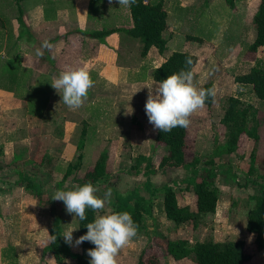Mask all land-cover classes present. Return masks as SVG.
<instances>
[{
    "label": "rangeland",
    "instance_id": "1",
    "mask_svg": "<svg viewBox=\"0 0 264 264\" xmlns=\"http://www.w3.org/2000/svg\"><path fill=\"white\" fill-rule=\"evenodd\" d=\"M202 1L205 3L195 10V14L192 9L190 10L191 17L194 16L193 19L187 21L184 31L207 41L206 39L211 35L214 37L218 25L221 23L227 30L223 37V46L220 45V47L226 49L228 46L230 47V42L239 44L236 42V35L229 32L236 17L229 14L227 3L224 0ZM250 1L247 0L248 3ZM245 4L247 3L245 2ZM241 11L244 13V10ZM253 12L251 11V13ZM167 18L169 20V16ZM182 41L177 37V50H182L181 47L190 50L199 46V43L192 38H189L185 47L182 46ZM167 50H169V46ZM150 54L154 59L157 52L153 51ZM240 55L248 64L254 65L261 56L264 57V47H258L256 51L251 52L244 48ZM244 67L237 70V73L246 71V66ZM232 93L254 109L253 117L258 122L257 132L259 135L256 141L240 136L238 147L234 152L219 154L220 146L223 145L225 138V127L220 119L226 95L221 96L218 93L212 98L209 106L205 105L191 115V122L187 127L186 150L199 158L198 166H201L206 160L213 161L216 173L214 181L218 188V199L214 212L202 215L200 223L195 229L191 227L190 222L173 225L164 218L161 196L155 194L150 197L152 217L145 218V232L139 233L128 246L120 251L117 257L118 264H135L138 257L145 261L152 254L157 257L160 264H194L187 259L183 262L174 261L165 252L164 238H185L191 243L206 239L214 241L241 239L246 243V251L249 255L243 264L247 262L264 264V249L254 250L252 248L253 236L244 229L245 214L254 203L252 196L258 193L257 186L251 185L250 181L261 180L258 177L264 173V137L259 125V120L264 114V100H257L249 86L242 88L240 92L232 90ZM91 103L84 102L81 107L85 117L82 116L80 108L76 116L72 117L77 122L76 128L72 126L69 130L66 129L68 134L65 135L64 140H56V137H59L57 134L59 128L55 124L56 118L53 116L54 123L51 122L49 124L51 126L47 127L49 131L45 133L41 131V134H29L31 139L29 138L23 146L24 150L21 149L23 151L18 155L19 159L11 157L10 148L7 149V155L0 156V211H2L0 215V254L7 256L10 253L22 251H27L30 254L36 252L40 257L39 261H43L45 257L41 255V249L47 242V228L53 214H57L59 217L63 239V234L66 231L76 228L72 233L73 241H75L79 237L77 217L67 213L64 203L53 200L52 197L57 190H66L65 188L72 184L71 178L81 176L101 154H105V169L108 177L105 181L95 183L94 186L98 189L96 194L102 192L104 195L105 191L110 188L112 197L111 202L106 203L104 211L95 213V216L113 212L112 205L115 194H124L137 188L140 195L148 197V192L141 187L145 180L143 174L145 162L135 164L134 159L138 155L147 156L155 168L160 157L165 153V148L154 142L155 130H152L149 122L145 128L139 126V117L136 114L144 113L145 107L143 106L145 105H142V108L140 106L136 109L133 108L131 115L119 113L120 121L117 123H111L115 118L114 120L106 118L104 124L107 130L105 132L99 129V133H94L95 126H90L88 131L85 130L83 144L78 150L75 146L79 138L81 118L92 121L94 124L100 120L97 118L103 112L100 108H104L106 114L114 110L111 100L107 101L106 109L102 102L95 103V105H93L94 103L91 105ZM88 107L89 110H92L91 116ZM6 108L8 106L0 105V127H4V125H10L9 128L22 127L21 119L14 122L11 117L5 115ZM134 111H138V113ZM250 115L251 109L248 111L249 118ZM49 121L50 118L47 119L48 123ZM61 135L64 136L63 133ZM78 153L81 154L79 167L73 169L65 179H61L66 165L73 163ZM134 164L135 168H133ZM185 174L181 168H167L165 171L156 168L155 172L148 176V179L156 187L164 184L172 186L175 189L177 202L180 205L187 204L193 209L194 196L189 189H184V184L181 183ZM23 175L38 185L39 199L32 188H26L24 183L20 182V177ZM69 246L70 249L79 250V246L74 243ZM72 260L74 264V259ZM9 262L4 261L3 264H10ZM34 262L32 261L31 264Z\"/></svg>",
    "mask_w": 264,
    "mask_h": 264
},
{
    "label": "crops",
    "instance_id": "2",
    "mask_svg": "<svg viewBox=\"0 0 264 264\" xmlns=\"http://www.w3.org/2000/svg\"><path fill=\"white\" fill-rule=\"evenodd\" d=\"M204 3L202 0H163L162 6L166 13V27L161 32L165 40L164 49L159 53L151 46L141 56L137 39L124 32L132 25L128 7L119 6L117 0H112L111 4L109 0H0V105L8 106L5 115L14 122L21 119L23 123V128H9L10 125L0 127V156L7 155V149L10 148L11 157L19 159L18 155L24 150L29 134L49 131L47 127L51 126V122L54 123L53 116L59 128L57 141L66 138V129L72 126L76 128L77 122L72 117L76 116L78 109L70 110L50 83L66 69L84 68L89 71L95 83L85 102H92L91 105L102 102L105 109L108 100L113 102L114 110L106 114L104 108H100L103 112L97 116L100 120L94 124L81 118L79 136L93 125L94 133H99V129L105 132L106 118H115L111 123H117L120 121L119 113H126L130 107L142 108L148 97L147 86L159 82L152 79L151 70L159 66L172 51H184L195 56L191 71L197 89L211 82L219 95L235 96L232 90L240 92L247 85L235 83L233 75L244 66L246 71L253 66L240 54L254 38L251 11H255L258 0H251L250 3L247 0H231V4L225 1L229 14L236 17L232 23L234 25L228 27L231 30L229 32L236 35V42L239 43L230 42V47L226 49L220 47L223 46L227 30L221 23L214 37L211 35L207 41L184 31L187 21L194 16L189 14L190 10L195 14V10ZM95 32L102 34L92 35ZM177 37L183 40L181 44L184 47L189 38L195 37L194 41L199 46L190 50L183 47L177 50ZM153 51L157 52L154 59L150 56ZM262 59L264 57L261 56ZM87 109L91 116L92 110L89 107ZM81 114L84 115L83 111ZM136 115L139 117V126L147 127L149 120L146 112ZM150 125L154 130L153 125ZM39 258L36 252L30 254L22 251L7 256L1 253L0 264L4 261H10V264H31L32 261H35L34 264H55L49 257L43 261H39ZM71 258L66 257L59 264H73ZM185 259L190 260L182 258L174 261L183 262Z\"/></svg>",
    "mask_w": 264,
    "mask_h": 264
},
{
    "label": "trees",
    "instance_id": "3",
    "mask_svg": "<svg viewBox=\"0 0 264 264\" xmlns=\"http://www.w3.org/2000/svg\"><path fill=\"white\" fill-rule=\"evenodd\" d=\"M17 1V0H16ZM231 4V0H225ZM163 0H136L135 4L128 7L132 25L124 32L137 39L140 44L139 54L144 56L149 47L153 46L161 53L164 49L165 40L161 36L162 30L166 27V13L162 6ZM251 21L254 25V38L247 46L248 51H256L258 47H264V0H258ZM85 34H87L85 32ZM101 32L92 35L99 36ZM91 35V33H89ZM192 39H196L195 37ZM191 60V64L186 63ZM196 58L193 54L184 51H172L165 60L150 72L152 79L161 81L172 73H177L181 69L191 71ZM233 81L237 84L247 85L253 96L259 100H264V60L255 61L254 65L244 73L233 75ZM212 88L211 82H206L201 89ZM212 98H209L205 105L209 106ZM225 105L220 122L225 127V138L220 146L219 154H231L239 144L240 136L256 141L259 138L257 127L258 122L253 117L254 109L250 105L243 103L238 96H224ZM251 109L250 118L248 111ZM249 120L251 123L249 124ZM261 133L264 137V114L259 120ZM84 132L80 133L76 148L80 150L83 144ZM187 129L176 127L170 132L162 133L155 130L154 142L165 148V153L160 157L157 166L151 165L148 157L138 155L135 157V164L145 162L143 174L145 180L142 183L144 191L148 192V197L140 195L137 188H133L124 194H115L112 210L113 212L127 211L131 214L134 222L138 225V234L144 233L146 224L145 218L152 217L151 198L155 194L161 196V205L164 218L179 225L190 222L193 229L197 228L202 215L213 213L218 199V188L215 185V170L213 161L206 160L201 166L199 158L190 153L187 148ZM2 153L0 147V154ZM81 154L78 153L73 163H68L63 171L61 179H65L73 169L79 167ZM135 164L133 168H135ZM165 171L167 168H181L185 171L181 183L184 189H189L194 196L193 209L187 204L180 205L177 202L175 189L170 185L156 187L148 179L155 169ZM108 173L105 169V154H101L86 169L81 176H73L72 184L65 188L70 190L75 186H80L91 182L95 185L98 181H105ZM258 178L261 180H251L250 184L258 188V193L252 196L253 205L245 214L244 229L253 236L254 250L264 249V173ZM20 182L26 188H32L39 199L40 191L38 185L26 176L20 177ZM103 197V193L96 194ZM87 220L80 221L77 217L78 236L87 232V223L95 218V213L87 210ZM56 237L55 240L52 238ZM165 252L173 259L179 260L188 258L195 264H243L249 258L246 251V243L241 239H225L214 241L212 239L197 240L189 242L185 238H164ZM90 242H83L79 245V251L73 252L69 244L62 238L59 217L57 214L51 216L50 224L47 228V242L41 249L43 257L51 258L55 264H59L66 257H72L75 264H89L90 257L87 250L93 248ZM135 264H160L155 255H150L145 261L138 257Z\"/></svg>",
    "mask_w": 264,
    "mask_h": 264
},
{
    "label": "clouds",
    "instance_id": "4",
    "mask_svg": "<svg viewBox=\"0 0 264 264\" xmlns=\"http://www.w3.org/2000/svg\"><path fill=\"white\" fill-rule=\"evenodd\" d=\"M112 0H109L111 4ZM119 6L130 7L136 0H117ZM186 63L191 64V60ZM193 72L181 69L168 75L165 79L148 87L145 112L154 130L162 133L170 132L176 127L187 128L191 115L202 109L209 98L216 95L215 88L197 89L193 84ZM52 88L61 96V100L70 110H77L84 105L89 90L94 86L89 71L84 68L61 71L50 82ZM139 90V89H138ZM137 90V91H138ZM135 93V92H134ZM130 107L126 115H131ZM98 189L91 183L75 186L70 190H57L52 199L62 201L66 212L87 220V210L102 213L106 203L111 202L112 190L105 191L103 197L96 195ZM87 232L73 241V231L69 229L63 234L67 244L79 246L87 241L94 245L87 250L89 264H118L120 251L128 246L138 235V225L127 211L98 214L87 223ZM53 240L56 237L52 238Z\"/></svg>",
    "mask_w": 264,
    "mask_h": 264
}]
</instances>
